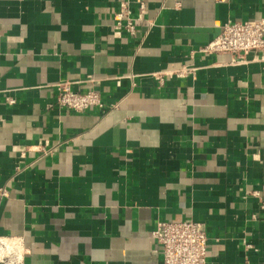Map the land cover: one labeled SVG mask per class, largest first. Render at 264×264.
<instances>
[{"label": "crops", "instance_id": "obj_1", "mask_svg": "<svg viewBox=\"0 0 264 264\" xmlns=\"http://www.w3.org/2000/svg\"><path fill=\"white\" fill-rule=\"evenodd\" d=\"M263 15L264 0H0V236L23 238V264H161L152 231L185 219L206 228V264H264V53L200 50ZM61 81L105 109L58 106Z\"/></svg>", "mask_w": 264, "mask_h": 264}, {"label": "built area", "instance_id": "obj_2", "mask_svg": "<svg viewBox=\"0 0 264 264\" xmlns=\"http://www.w3.org/2000/svg\"><path fill=\"white\" fill-rule=\"evenodd\" d=\"M140 8L144 11V3H141ZM118 16L126 18V29L134 32L135 19L131 17L127 1L121 3ZM116 27L120 28L121 23H118ZM200 50L205 54L228 53L233 56V59L250 52L264 53V15L259 18L229 20L223 23L219 33L207 44L200 46ZM174 73L183 76L194 73V69L183 68ZM56 86L55 100L60 107L76 112H83L94 107L101 109L106 107L99 93L93 89L83 92L73 90L67 81H61ZM7 196V188L0 186V205ZM152 235L158 245L161 264L207 263L208 237L202 222L194 219L159 221ZM25 255L26 248L22 237L0 236V264H23Z\"/></svg>", "mask_w": 264, "mask_h": 264}]
</instances>
